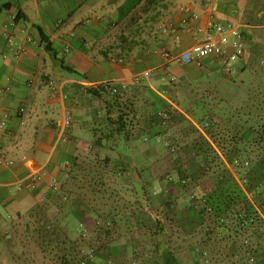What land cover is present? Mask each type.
Here are the masks:
<instances>
[{"label":"crops","instance_id":"crops-1","mask_svg":"<svg viewBox=\"0 0 264 264\" xmlns=\"http://www.w3.org/2000/svg\"><path fill=\"white\" fill-rule=\"evenodd\" d=\"M219 23L237 25L246 43L233 73L264 62V0H0V247L65 167L98 148L106 111L88 90L111 83L140 101L146 83L159 92L228 75L223 59L184 65L168 56ZM145 71L151 80H135Z\"/></svg>","mask_w":264,"mask_h":264},{"label":"rangeland","instance_id":"rangeland-1","mask_svg":"<svg viewBox=\"0 0 264 264\" xmlns=\"http://www.w3.org/2000/svg\"><path fill=\"white\" fill-rule=\"evenodd\" d=\"M245 69L232 75H207L189 88L174 84L173 90L164 88L154 92L146 83L149 87L145 90L146 97L127 106L126 115L133 137H138L143 127L161 135L148 136L145 141L138 137L137 142L141 144L143 159L140 165L148 180L145 191H151L155 199H150L147 191L136 185L137 172H133L132 177L115 172V164L125 166L118 151L107 149L98 154V148H92L79 157L81 167L85 168L82 175L89 178L94 175L96 185L92 188L86 182H69L62 193L63 199L46 198L50 201L49 211L36 207L34 213H26L18 220L9 243L1 245L0 264H61L55 252L58 242H50L44 234L58 213L72 239L80 238L76 252L81 254L75 264H159L161 256L157 245L164 235L170 239V249L181 264H195L194 248L200 253L204 251L201 264L226 261L229 258L226 242L218 238L220 231L213 217L200 216L192 196L201 199L214 189L215 181L223 184L232 176L249 198H254V193L258 192L264 168L257 162L252 164L242 154L240 126L243 124L251 131L250 127L259 124L255 138L262 137L264 67L257 64L251 71ZM257 95L259 100L255 99ZM152 96L159 98L157 105H153ZM255 116L261 119L254 121ZM208 118L215 123L213 126L206 121ZM153 121L162 124L154 129ZM210 129L214 130L215 138ZM228 153L234 164L227 159ZM106 157H110V164L105 163ZM206 157L215 160L212 166L206 167ZM182 171L187 176L185 181H182ZM152 179H155L154 185L149 187ZM51 201L57 207H53ZM73 209L80 210L79 215L83 217L94 209L99 214V228L92 226L81 238L76 233V230L81 233L78 220L67 224ZM104 218H108L106 224ZM259 228L264 231V224L257 222L245 234L235 232L237 245L232 244L231 249L237 253L243 245L241 251L250 249L252 253L247 255L256 258L250 263L264 264V256H261L264 247L253 234L254 229Z\"/></svg>","mask_w":264,"mask_h":264},{"label":"trees","instance_id":"trees-1","mask_svg":"<svg viewBox=\"0 0 264 264\" xmlns=\"http://www.w3.org/2000/svg\"><path fill=\"white\" fill-rule=\"evenodd\" d=\"M21 16L22 14L19 12V14L16 16V20L20 19ZM260 65L263 68L264 62L260 63ZM261 79L264 82V73L261 75ZM185 87L189 88V85H185ZM115 88H117L116 92H114ZM88 92L94 98H99L102 100L103 108L106 111V119L104 123L96 129L97 139L94 143L98 146V154H100L101 151L107 149L118 151L121 161L124 162L125 166L120 167L119 165H117L116 167L115 164V172L123 173L131 177V174H133V172H137V178L135 179L136 185L140 186V190L145 191L146 187L148 189V180L145 179L143 175L144 169L140 165L143 159L142 155L134 150L136 146L133 147V145L135 142H138V139H135V137L132 136V132L130 131L126 115L127 106H129L130 104H136L137 100L133 97H126V92L124 89H121L119 86L112 85L111 83L97 85L90 88ZM156 95L158 96L159 94ZM152 97L153 105H157V103H159V98H155L154 96ZM252 98H254V96ZM257 98L258 95L255 97V99L259 100V98ZM203 117H205V115ZM260 119L261 118L258 116L254 117V121H258ZM208 120L210 121V118H208ZM208 120H206L208 124H211L212 126L215 124L212 121H210V123ZM154 124L156 125L154 126V129H156L157 125L160 126L162 123L159 124L156 121H153V125ZM258 127L259 124H257L256 127L255 125H253V127H250V131V129L247 130V126L243 124L240 126V128L243 130L241 134L242 139L240 141V149H242V154L246 155L247 160H250L252 164L256 162L259 163L260 168L263 169L264 158H260L264 154V146H262L264 140H261L264 139V129L260 132L262 133V137L259 135V137L257 136V138H255V130ZM213 131V129H210V134L213 138H215L216 134L213 133ZM157 133L159 132L153 133L152 129L148 130L146 127H143L138 136H140L142 140L145 141L148 136L151 138L153 136H161L157 135ZM216 156L221 160V156L219 154H217ZM226 157L231 162V164H234V160L229 153L226 155ZM214 161L215 160L213 158H204L206 167L209 165L212 166L211 164ZM105 163H111L110 157H106ZM222 163L224 164L223 160ZM83 170H85V168L81 167L80 157L74 158L73 162L68 167H65V171L61 178L55 181V185L51 187L50 193L47 197L51 199H63L64 196L62 195V193L66 191L65 188L69 182L73 183L82 181L89 183L93 188L96 185V178L94 177V175H92V178H89L87 175H82ZM181 176L182 181H185L187 176H185V173L183 174V171ZM100 177L103 178V175H101ZM231 179L232 181H230ZM231 179L227 180L226 183L223 184L217 183L215 181L216 183L214 182V189L212 191L207 193L201 199L196 198L194 195L192 196V199L196 203L195 206H197L200 216H202L203 218L209 215L213 217V223L215 224L216 229L220 231V234L217 235L218 238L220 239L222 237V240L226 242L229 258L227 259L228 261H223L221 264H256V262L250 263L251 260L256 259L254 257H250V255H247L252 253L250 249H248V252H243L241 250H243L245 246L242 245L239 248V251H237L236 253L232 251L231 245H237L234 240L233 234L237 235L238 231H241L240 233L245 234L247 232V229L252 228L253 225L257 224V222L264 224V177L261 183H259L257 186L258 192L254 193V198L248 197L245 189H243L239 182L234 179V176H232ZM154 180L152 182L150 181L151 183L149 182V187H152L154 185ZM259 188H262V190H259ZM146 191L145 192L150 199H155L151 191ZM49 203L50 201L45 199L41 205L37 206L39 208L38 210L43 209L45 211H49ZM52 206L57 207L54 202H52ZM34 211L35 209L31 210L30 214L34 213ZM78 211L77 209H73L71 217L67 220V224H71V222L78 220L77 225L78 227H80L81 233H79L78 230H76V233L79 234V236L82 238L85 235V232H87L89 228H92V226H96L99 228V214L94 211V209H91L89 211V214L85 216L86 220L81 221V217L83 216H80V213ZM58 215L59 213L54 216L55 221L48 225V229H46V233H44L46 234L45 237L48 238L50 242H58L55 252L57 253L61 264H75V262L79 260L81 254L80 251L76 252V248L79 245L80 238L75 240L72 239V237L69 235V232L66 230V227L63 225L64 219H61ZM24 216L25 215H20L19 219H23ZM108 218H104V224H106ZM161 229L163 230L162 233L164 234V228L162 227ZM15 231L16 226L14 227L13 232ZM253 234L259 239V242H261L260 246L264 247V231L260 228L259 230L254 229ZM3 243H6V237L3 240ZM67 244L70 245L69 248L65 246ZM157 248L159 249L161 256L159 264H181V261L170 249V239L166 235H164L163 239L159 241ZM193 252L195 253V264H201V259L203 258L204 251L200 253L194 248ZM257 252L258 249L255 250V255ZM90 255L93 256L92 253ZM261 256H264V253H261ZM84 262L85 261H83V263Z\"/></svg>","mask_w":264,"mask_h":264},{"label":"built area","instance_id":"built-area-1","mask_svg":"<svg viewBox=\"0 0 264 264\" xmlns=\"http://www.w3.org/2000/svg\"><path fill=\"white\" fill-rule=\"evenodd\" d=\"M185 11H190V8H183ZM203 31L196 32L198 35ZM8 37V36H7ZM11 45L14 44L12 39H8ZM246 51V43L241 29L233 23H219L215 26L214 31H205L197 43L190 48L184 50L178 55H168L172 61L179 64L190 65L193 63H202L204 59L209 57L223 59L226 65L227 73H232L233 65L239 61ZM151 80L153 74L150 71H145L141 75L135 77V80L141 81L142 78ZM117 88L114 89V92ZM5 92L4 88H0V97ZM5 123L0 124L3 128ZM5 161L4 157L0 156V164ZM14 161L10 160L8 163L12 164ZM39 179L38 175H32L30 180L32 182ZM24 184L20 182V186ZM55 185V183H54ZM91 251L90 253H92Z\"/></svg>","mask_w":264,"mask_h":264}]
</instances>
